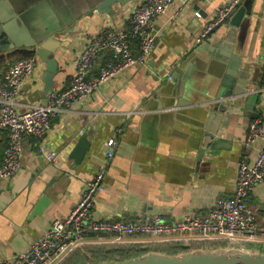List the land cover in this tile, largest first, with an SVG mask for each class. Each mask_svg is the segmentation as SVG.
I'll list each match as a JSON object with an SVG mask.
<instances>
[{"label":"crops","instance_id":"1","mask_svg":"<svg viewBox=\"0 0 264 264\" xmlns=\"http://www.w3.org/2000/svg\"><path fill=\"white\" fill-rule=\"evenodd\" d=\"M227 1L175 0L154 21L156 44L146 66L122 72L99 91L53 117L43 140L35 136L24 139L20 170L0 179V261L26 250L54 219L69 216L80 202L87 181L106 160L111 150L107 144L115 135L114 156L104 180L106 190L97 196L94 205L97 217L120 221L162 215L172 223L187 213L205 214L214 200L232 195L238 163L241 159L251 160L262 143L244 145L252 121L259 119L264 127V10L262 0H255L251 26L242 38L241 72L245 71L249 91L228 99L224 112L210 113V102L220 89L216 75L222 68L221 52L234 51L240 43V31L227 21L200 45H195L194 38L212 20L217 7ZM37 2L0 0V72L27 53L39 61L19 90L20 110L48 100L46 65L34 48L24 47L26 36L20 32L21 26L10 21L12 16L6 20V15L14 4L28 10L41 1ZM142 2L131 0L125 7L114 5L109 14L90 9L92 15L85 14L74 23V32L64 35V30L62 35L49 39L46 44L55 49L59 62L53 90L69 85L79 54L91 36L105 26L126 28L129 14ZM81 5L88 6L82 0ZM42 9L45 7L37 10L41 18L45 14ZM67 11L68 16L75 12L71 8ZM71 23L63 16L59 26L65 28ZM188 65L193 67L189 82L194 86L180 97V85L169 75L181 66L178 72L186 78ZM251 92L259 95L255 109L258 118H251L252 111L247 108ZM207 126L222 141L215 149L205 145L202 155ZM84 133L89 150L77 160L73 151ZM7 141V132L0 130V163ZM41 144L46 152L56 153V166L41 154ZM248 203L259 220H264V182L255 188Z\"/></svg>","mask_w":264,"mask_h":264},{"label":"built area","instance_id":"2","mask_svg":"<svg viewBox=\"0 0 264 264\" xmlns=\"http://www.w3.org/2000/svg\"><path fill=\"white\" fill-rule=\"evenodd\" d=\"M174 1L144 0L129 14L126 28L105 26L96 32L80 52L69 85L49 92L45 103L33 104L26 110H20L18 106L19 90L39 63L35 55L22 58L5 72H0V130L8 135L0 163V179L12 177L20 170L23 142L27 136L43 140L51 129L53 117L62 115L65 110L99 91L122 72L148 64L157 37L154 21ZM243 1L229 0L218 6L212 20L195 36V45L203 43L216 26L227 22ZM107 53H110V58L103 62ZM257 141L262 143L256 148L253 158L241 159L238 163L232 195L214 200L207 213H187L172 223L164 220L162 215L118 221L99 218L94 213L97 196L106 190L104 180L114 156L115 135L107 144L111 150L107 151L106 160L95 176L87 181L80 202L69 216L54 219L40 239L26 250L4 258L0 264H61L80 247L120 243L202 244L225 241L243 249L248 245L264 247V220H259L248 203L255 188L264 182V127L259 119L249 124L244 145L253 147ZM39 149L49 164L57 165L55 152H46L43 144Z\"/></svg>","mask_w":264,"mask_h":264},{"label":"water","instance_id":"3","mask_svg":"<svg viewBox=\"0 0 264 264\" xmlns=\"http://www.w3.org/2000/svg\"><path fill=\"white\" fill-rule=\"evenodd\" d=\"M10 1V0H8ZM41 1V2H40ZM87 2L88 6H82L81 0H38L37 6H32L30 9L19 7L14 4L13 8H8L6 20L12 16L15 23L21 26L20 32L26 36V45L24 47L34 48L40 60L46 65L45 84L47 91L51 92L54 87L55 77L59 71V62L55 58V49H50L46 42L49 39H55L56 36L62 35V31H65L64 35H68L75 31L74 23L78 22L85 14L92 15L94 10H98L101 13L109 14L112 11L114 5H121L125 7L131 0H101V4H94L98 0H82ZM255 0H245L231 15L229 22L231 26L238 28L240 31V42L235 47L234 51L221 52L220 65L222 68L217 69V77L220 80V89L217 92L215 98L210 102V113L212 111L224 112L228 107V99H231L235 94H244L249 91L250 87L245 79V71L241 72L242 55L244 52L241 46L245 35L247 34L249 27L252 23V13L254 10ZM35 3V4H37ZM41 3H43L41 5ZM263 10H264V0ZM81 6V9H78ZM42 11H45L44 16L41 18ZM15 8V9H14ZM67 8L74 9L75 12L68 16ZM77 8V9H75ZM92 9L93 11H89ZM36 13L35 17L32 14ZM40 12V13H39ZM40 15V16H39ZM67 17L71 20V24L65 28H60L59 24L61 19ZM18 17V18H17ZM65 20V18L63 19ZM226 23V22H225ZM224 23V24H225ZM222 26V24L216 26L210 33L209 37L215 34V32ZM55 37V38H54ZM181 66L176 71L172 72L169 76L172 81L180 85V97H183L184 93L193 88V82L189 80L192 77L193 70L192 65H188L186 69L187 77L181 76L178 72ZM259 99L257 92H251L248 94L247 108L252 111L251 118H258L259 114L255 112L256 104ZM206 128V133L203 137V148L201 154L205 152V145L211 146L215 149L219 147L222 139L217 140L214 129ZM204 128V129H205ZM89 142L87 140V134L84 133L79 138L73 155L77 160L85 155L89 150ZM185 251L177 254H170L165 252H159L156 250L148 251L138 257L121 261V262H102L100 264H264V250L261 248H247L243 249L236 247L234 243H229L226 247L216 248H198L193 249L190 244L184 245ZM81 249V248H80ZM83 251V249H81ZM87 264H94L93 258L86 256Z\"/></svg>","mask_w":264,"mask_h":264},{"label":"trees","instance_id":"4","mask_svg":"<svg viewBox=\"0 0 264 264\" xmlns=\"http://www.w3.org/2000/svg\"><path fill=\"white\" fill-rule=\"evenodd\" d=\"M31 55L32 54L27 53L23 58L31 56ZM109 58H110V53L105 54L103 58V62H105ZM5 147H4V150H5ZM228 244L229 243L225 241L202 243V244L196 243L192 245V248L198 249V248L226 247ZM248 248H257V246L248 245ZM259 248L264 250V247H259ZM83 250H86L88 254H91L94 263L98 264L99 262H104V261L129 260V259L138 257L151 250H157V251H162V252L165 251L170 254H177L182 251H185L186 248L181 244H158V245L155 244L150 247H144V245H141V244H126V245H91V246H85ZM70 257L72 258L70 259ZM73 258H75L78 264H80L81 261H83L84 259L82 250L80 249L75 250L73 253L70 254L69 258H67L62 264H74L72 262Z\"/></svg>","mask_w":264,"mask_h":264},{"label":"rangeland","instance_id":"5","mask_svg":"<svg viewBox=\"0 0 264 264\" xmlns=\"http://www.w3.org/2000/svg\"><path fill=\"white\" fill-rule=\"evenodd\" d=\"M114 245H126V244H121V243H120V244H114ZM143 245H144L145 247H150V246H152V245H154V244H143ZM80 248L83 249L84 247H80ZM81 249H80V250H81ZM82 252H83V257H84V259H83V261H81L80 264H86V263L88 262L86 256H90V257L92 258V255H91V254H88V252H87L86 250H83ZM67 258H69V257H67ZM67 258H66V259H67ZM71 258H72V257H70V259H71ZM66 259H65V260H66ZM65 260H64V261H65ZM64 261H63V262H64ZM122 261H126V260H122ZM63 262H62V263H63ZM72 262H73L74 264H75V263L78 264V262H77V260H76L75 258L72 259ZM104 262H106V261H104ZM108 262H121V261L112 260V261H108ZM62 263H61V264H62ZM100 263H102V262H99L98 264H100ZM94 264H96V263H94Z\"/></svg>","mask_w":264,"mask_h":264}]
</instances>
